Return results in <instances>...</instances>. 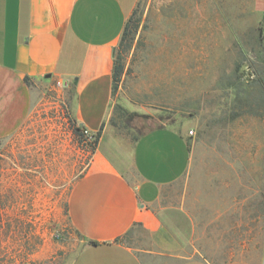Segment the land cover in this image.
<instances>
[{
    "label": "rangeland",
    "instance_id": "obj_1",
    "mask_svg": "<svg viewBox=\"0 0 264 264\" xmlns=\"http://www.w3.org/2000/svg\"><path fill=\"white\" fill-rule=\"evenodd\" d=\"M115 62L123 72L107 125L132 140L184 133L192 163L171 201L195 214L218 264L234 260L229 228L245 239L257 227L246 264H264V0H140ZM58 82L33 85L28 121L0 142V264H67L87 244L67 202L97 135L77 131L72 84Z\"/></svg>",
    "mask_w": 264,
    "mask_h": 264
},
{
    "label": "crops",
    "instance_id": "obj_2",
    "mask_svg": "<svg viewBox=\"0 0 264 264\" xmlns=\"http://www.w3.org/2000/svg\"><path fill=\"white\" fill-rule=\"evenodd\" d=\"M139 2L0 0V142L28 121L33 85L71 83L78 123L101 134L68 197L70 224L87 244L67 264H218L195 214L168 195L190 169L188 137L160 127L132 140L107 125L115 46ZM234 227L229 264H246L259 250L258 228L244 239Z\"/></svg>",
    "mask_w": 264,
    "mask_h": 264
},
{
    "label": "trees",
    "instance_id": "obj_3",
    "mask_svg": "<svg viewBox=\"0 0 264 264\" xmlns=\"http://www.w3.org/2000/svg\"><path fill=\"white\" fill-rule=\"evenodd\" d=\"M126 29H127V27H126ZM122 72H123V68L115 62V68H114V83L117 82V81H119ZM29 81H30L29 78H26V82L28 84H29ZM77 131H80V132H82V134H84L85 133V127L82 126V125H79L77 127ZM100 134L101 133L97 134L96 146H97V143H98Z\"/></svg>",
    "mask_w": 264,
    "mask_h": 264
},
{
    "label": "built area",
    "instance_id": "obj_4",
    "mask_svg": "<svg viewBox=\"0 0 264 264\" xmlns=\"http://www.w3.org/2000/svg\"><path fill=\"white\" fill-rule=\"evenodd\" d=\"M70 84L71 83H69V82H62V81H60V82H58V85L59 86H62V87H64V88H68L69 86H70ZM85 133L87 134V135H92L86 128H85Z\"/></svg>",
    "mask_w": 264,
    "mask_h": 264
},
{
    "label": "water",
    "instance_id": "obj_5",
    "mask_svg": "<svg viewBox=\"0 0 264 264\" xmlns=\"http://www.w3.org/2000/svg\"><path fill=\"white\" fill-rule=\"evenodd\" d=\"M51 76L49 75L47 78H50Z\"/></svg>",
    "mask_w": 264,
    "mask_h": 264
}]
</instances>
